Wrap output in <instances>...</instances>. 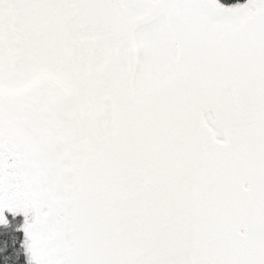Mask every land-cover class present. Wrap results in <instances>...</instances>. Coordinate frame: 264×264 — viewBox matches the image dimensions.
Masks as SVG:
<instances>
[{"label":"snow or ice","instance_id":"6c2138e0","mask_svg":"<svg viewBox=\"0 0 264 264\" xmlns=\"http://www.w3.org/2000/svg\"><path fill=\"white\" fill-rule=\"evenodd\" d=\"M0 264H264V0H0Z\"/></svg>","mask_w":264,"mask_h":264}]
</instances>
